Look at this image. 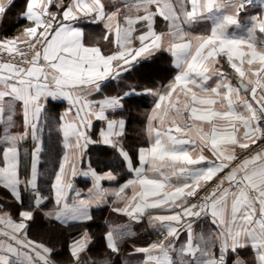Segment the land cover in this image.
I'll use <instances>...</instances> for the list:
<instances>
[{"label":"snow or ice","instance_id":"obj_1","mask_svg":"<svg viewBox=\"0 0 264 264\" xmlns=\"http://www.w3.org/2000/svg\"><path fill=\"white\" fill-rule=\"evenodd\" d=\"M0 264H264V0H0Z\"/></svg>","mask_w":264,"mask_h":264},{"label":"crops","instance_id":"obj_2","mask_svg":"<svg viewBox=\"0 0 264 264\" xmlns=\"http://www.w3.org/2000/svg\"><path fill=\"white\" fill-rule=\"evenodd\" d=\"M9 22H7V25L8 26ZM150 100H149V107H150ZM100 216V222L103 224L104 223V219H107V218H113V219H116L115 217V214H112L109 212V210L107 209H104L103 211H97L96 212V217H99ZM141 235L144 236V238H147V234L146 233H143L141 232Z\"/></svg>","mask_w":264,"mask_h":264},{"label":"trees","instance_id":"obj_3","mask_svg":"<svg viewBox=\"0 0 264 264\" xmlns=\"http://www.w3.org/2000/svg\"><path fill=\"white\" fill-rule=\"evenodd\" d=\"M18 2H19V0H18ZM8 22H9V24H8V26H6V27H7L9 30H11V28H12V26H13V20H12V19H9ZM144 110H146V109H141V111H144ZM137 119H139V117H137ZM132 127L135 128V129L138 131L139 128H140V125H139V124H133ZM130 136L132 137V140L135 141V139H136V134H135V132L130 133ZM97 225H103V224L100 222V216L97 217Z\"/></svg>","mask_w":264,"mask_h":264}]
</instances>
